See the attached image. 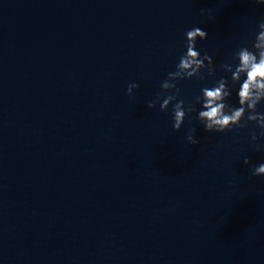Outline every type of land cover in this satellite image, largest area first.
Wrapping results in <instances>:
<instances>
[{
    "label": "water",
    "instance_id": "1",
    "mask_svg": "<svg viewBox=\"0 0 264 264\" xmlns=\"http://www.w3.org/2000/svg\"><path fill=\"white\" fill-rule=\"evenodd\" d=\"M0 264H264V0H0Z\"/></svg>",
    "mask_w": 264,
    "mask_h": 264
}]
</instances>
